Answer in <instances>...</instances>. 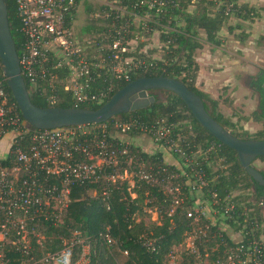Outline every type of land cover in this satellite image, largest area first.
Masks as SVG:
<instances>
[{"label":"built area","instance_id":"2783aa9c","mask_svg":"<svg viewBox=\"0 0 264 264\" xmlns=\"http://www.w3.org/2000/svg\"><path fill=\"white\" fill-rule=\"evenodd\" d=\"M205 1L214 12H221L228 18L237 17L235 14L242 11V4H248V0ZM180 2L140 0L137 6H147L148 10L155 9L160 13L168 4L179 6ZM104 3L122 13L128 11L121 0ZM78 4V0H17L21 31L25 36L19 51L21 74L25 81L27 79L32 84L48 78L50 53L57 51L62 56L58 65L67 63L71 69V77L65 81L66 88L72 90L78 101L102 102L107 92L89 91L94 76L100 73L99 69L106 68L115 78L131 80L130 72L148 68V62L146 58L127 55L128 43L120 35L113 40L106 54L97 57L86 53L73 40L72 31L66 24L68 14ZM129 13L133 20L143 19V15L135 9L129 10ZM144 18L151 19L148 13ZM154 22L158 23V20ZM137 26L148 29L145 23ZM129 28L130 25L125 26L124 31ZM50 76L49 82L56 79ZM51 102L54 103V100ZM113 126L122 133L137 129L156 143L166 145L169 150L182 153L187 164L193 161L185 155L171 134L172 127L165 121L157 126H148L137 120H116ZM215 146L211 145L209 150L215 149ZM127 150L126 142L115 138L107 124L32 129L17 110L16 102L11 101L6 78L0 75V264H96L89 244L78 230L71 232L61 250L47 252L44 222L55 226L63 224L76 187L101 183L100 197L107 200L109 184L119 179L127 181L133 196V189L139 181L160 185L171 196L168 215H173L179 207L186 210L187 217L194 224L188 236L187 250L196 255V263L202 264L208 251L205 248V252H201L197 240L201 236L207 237L211 225H215L211 222L212 217H234L236 203L230 196L220 198L214 190L207 194L204 188L208 186V180L203 170L191 167L190 172L184 170L181 174L168 170L166 166L161 170L142 168L144 162L138 161L136 154ZM120 164H128L132 169L133 182L128 179L127 171L119 170ZM185 188H188V194ZM86 190L94 196L99 194L96 188L88 187ZM152 208L161 219V211ZM218 229L223 230L220 226ZM103 236L109 246L115 243L109 233H103ZM218 236L221 237V233ZM35 242L40 245L39 257ZM76 244L81 245L78 255H75ZM146 244L152 250L157 248L152 240ZM217 248L218 243L212 248V256ZM123 254L127 255L128 250H124ZM168 256L177 259V250H172ZM212 264H264V234L245 241L240 239L236 245L226 248L222 255L213 258Z\"/></svg>","mask_w":264,"mask_h":264},{"label":"trees","instance_id":"16d2710c","mask_svg":"<svg viewBox=\"0 0 264 264\" xmlns=\"http://www.w3.org/2000/svg\"><path fill=\"white\" fill-rule=\"evenodd\" d=\"M112 1V0H111ZM140 0H121V4L128 11L122 13L120 10L113 9L109 4H93L91 0H78V7L73 9L66 18V24L72 31V38L86 53L94 47V56L109 52V46L118 35L128 43L130 48L136 36L134 30L143 31L145 29L137 26L140 23L147 24V30H161L160 39L163 43V55L156 58L146 57L143 53L139 54L138 49L130 50L127 55L146 58L148 68L132 70L131 79L139 76H159L164 74L168 77L181 79L189 88L199 94L205 102V107L211 115L222 125L231 128L233 133L241 138H264V129L255 133H250L243 126L238 127L231 117H227L219 110L218 99L210 96L196 85L199 64L195 59V51L201 48L204 43L197 36L202 30L205 33L207 42L220 45V31L229 20L228 16L221 12H214L205 0H180V5L171 3L165 6V10L158 13L155 9L148 10L147 6L138 7ZM9 9V21L11 31L15 39L18 51H21L25 36L21 31V17L18 12L17 0H7ZM196 5L195 12H186V8L191 4ZM81 5L89 18V23L82 27V32L88 34L90 38L80 37L74 30L73 23L78 16ZM137 10L143 19L134 23L132 14L129 10ZM242 11L235 15L242 19H249L260 15L257 8H253L247 3H243ZM245 11V13L243 12ZM248 12H250L248 14ZM148 13L150 20L144 17ZM252 15V16H251ZM176 17V18H174ZM157 19L158 23L154 20ZM183 19V25L177 22ZM167 24V25H166ZM130 25L129 30L124 31L125 26ZM168 26H176V29H166ZM239 26V25H238ZM231 30L234 26L230 27ZM135 37V38H134ZM89 51V52H88ZM139 54V55H138ZM62 56L57 51L50 53L48 69L50 75L56 77L52 82L50 75L46 79H39L32 84L26 79L32 101L40 106H82L97 108L106 102L111 95L129 80L118 79L111 75L106 68L99 69L90 83L89 91L92 93L107 92L106 98L102 102H81L78 101L72 90L65 86V81L71 77V69L67 63L59 66ZM259 74L260 91L264 102V70ZM0 75L2 68L0 63ZM111 88V89H109ZM6 89L10 94L11 101H15L7 84ZM151 94L155 95V102L149 106L129 112H123L114 116L108 121L101 123L107 124L109 131L112 132V124L118 121L137 120L141 124L148 126L159 125L165 121L172 127L171 134L180 144L185 155L191 157V163L184 161V155L179 152L169 150L166 145H161L167 150L181 167L166 162L165 153L157 150L155 153H148L135 146H129L131 152L136 154L138 161H143L152 166L153 170H161L166 166L168 170L180 173L181 169L190 172L193 170H203L206 173L208 186L204 188L210 195L212 190L218 193L220 198L230 196L236 203V212L232 218L218 220L224 225L230 226L238 232L240 239L247 240L252 237H260L264 234V191L263 187L256 182L243 168L239 162L236 150L220 142L210 131H208L194 117L182 98L175 92L156 88L152 89ZM163 97H160L162 96ZM54 100V103L51 101ZM17 104V103H16ZM17 110L20 109L17 105ZM247 118V117H246ZM262 118V119H261ZM258 121L264 123V108L261 116H257ZM97 125V123H92ZM32 129H35L31 127ZM237 129L239 132L236 131ZM131 136L142 134L139 130L133 129L127 132ZM113 135V133H112ZM216 145L215 149H210L211 145ZM264 160V156L260 157ZM169 160V159H168ZM175 163V162H174ZM218 164L214 170L213 166ZM149 167V169L151 168ZM151 170V169H150ZM264 175V168L260 169ZM182 178V177H181ZM97 189L99 194H88L86 189ZM101 183L86 184L78 186L73 191L72 202L69 206L65 221L61 226H55L46 221L47 237L44 240L47 252L61 250L65 246V241L69 239L71 232L78 230L82 233L86 242L90 246L91 257L96 264H122L119 256L124 255L123 251L128 250L125 255L124 264H165L169 253L177 246L185 242L186 237L193 231L194 224L192 219L187 217L186 210L179 207L173 215H168L170 209L171 196L167 194L160 185L150 184L144 180L139 181L133 189L135 196L128 190L126 180H117L109 184L110 195L107 200L100 197ZM188 194V188H185ZM92 193V192H91ZM151 207H156L161 211V222L147 223L144 220H137L135 213L141 208L142 203ZM189 203H191L189 201ZM218 225H211V231L207 237L201 236L197 240L199 250L205 252L210 248H218L214 251L213 258L222 255L224 250L237 244L240 239L226 231L219 230ZM109 233L115 243L112 246L107 244L103 233ZM221 233V237L218 234ZM216 234V235H215ZM152 240L157 245L156 250H152L146 244ZM37 257L41 255L40 245L35 242ZM75 255L81 251V245H75ZM196 255L190 250L182 253L181 264H190L195 261Z\"/></svg>","mask_w":264,"mask_h":264},{"label":"rangeland","instance_id":"374dc122","mask_svg":"<svg viewBox=\"0 0 264 264\" xmlns=\"http://www.w3.org/2000/svg\"><path fill=\"white\" fill-rule=\"evenodd\" d=\"M107 0H91L94 4L103 3ZM195 1V0H194ZM259 1V0H258ZM84 6L81 5L78 11V16L76 17L73 27L75 32L80 36L85 38H90L89 33L84 34L82 32V27L89 23V18L92 15L87 16L85 10L83 9ZM196 5L193 3L190 7L186 8V12H195ZM84 10V11H83ZM245 13V11H243ZM250 12H248L249 14ZM252 16V15H251ZM176 18V17H174ZM140 19L134 20V23L137 24ZM245 20V21H244ZM249 20V21H247ZM184 20L180 19L177 23L180 25L184 24ZM240 22H244L243 27L245 29L252 30L253 33H256L252 39L248 37L246 42L243 46L236 47L234 41H239L243 37V33L245 31L242 28H233L231 30V26H237L238 24L241 25ZM167 25V24H166ZM176 26H168L166 29H176ZM257 30V31H254ZM197 38L202 41L203 46L198 48L195 51V59L199 63L200 67H205L206 73L204 75V79H202L201 83L196 85L198 88L203 90L204 92L208 93L210 96L217 97L219 101V110L227 116L231 117L234 122H236L238 127L240 126H247L248 129H252L248 132H254L258 121L256 119L257 116H261L262 110L258 103V94L257 92L250 86V82L253 76L256 75L259 70L264 69V12L261 13L260 16L256 17L254 21L251 22V18L249 19H242L239 17L229 18L226 25H224L223 29L220 31V40L221 44L216 45L206 41L204 31L200 30ZM133 35L136 36V40L134 39L131 41L132 45L129 48L130 50L138 49L139 54L143 53L146 57L151 56V58L160 57L163 55L164 51L162 49L163 43L160 39L161 30H143V31H136L134 30ZM135 38V37H134ZM89 52V51H88ZM91 55H94L96 49L94 47L90 49ZM90 54V53H89ZM138 54V55H139ZM200 55L203 58H200ZM230 59L229 61H227ZM209 72V73H208ZM210 74V75H207ZM213 77L210 78V76ZM160 97H163L160 96ZM247 117V118H246ZM118 118H116L117 120ZM262 119V118H261ZM254 128V129H253ZM231 129V128H230ZM241 129H237L236 131L239 132ZM112 133L115 138L118 140H122L126 142L128 146L127 152H131L129 146H135L140 148L143 151L148 153H155L159 150V147H151V143L147 144L144 143L146 146L149 145L148 148L151 147L150 150L143 149L141 144L138 142V136H144L141 134H136L131 136L128 133L120 132L116 127H112ZM137 136V137H136ZM165 153L166 162L169 164H175L178 168L181 167L179 162L175 161L172 157L170 158V154L167 151H163ZM138 158V157H137ZM137 158L135 162H137ZM132 163H133V157ZM130 159V160H131ZM175 162V163H174ZM254 164L257 168L262 169L264 168V160L260 157L254 161ZM151 165L148 163L142 164V168H149ZM152 167V166H151ZM214 170L218 168V164L213 166ZM119 170H125L128 172V179L133 182L132 179V169H130L128 164L123 166H119ZM184 170L181 169V174ZM147 200L142 203L141 208H139L135 216L137 220H144L147 223H158L161 222L157 215V211L155 208L148 206L146 204ZM264 214V208L262 210ZM159 219V220H158ZM218 218L212 217L211 222L213 224L218 225ZM220 226L222 229H226L229 234L236 237V240L240 239L238 232L234 231L230 226L224 225L220 221ZM189 241V237L185 239V242L174 246L173 251L177 250L178 257L177 259H171L169 256L165 264H181L182 261V253L187 250V243ZM119 261L124 264L126 258L125 254L119 256ZM213 256H212V248L210 251L207 252V256L204 257L202 264H212ZM199 264V262H197ZM195 261L190 264H197Z\"/></svg>","mask_w":264,"mask_h":264},{"label":"water","instance_id":"95a60500","mask_svg":"<svg viewBox=\"0 0 264 264\" xmlns=\"http://www.w3.org/2000/svg\"><path fill=\"white\" fill-rule=\"evenodd\" d=\"M0 63L2 74L24 120L36 129L104 123L116 115L145 108L154 103L152 89H168L178 94L194 117L220 142L236 150L245 171L262 187L264 175L254 161L264 156V138H241L218 122L205 107L202 97L181 79L159 76H139L126 82L97 108L82 106H40L30 96L21 74L19 51L13 37L7 0H0Z\"/></svg>","mask_w":264,"mask_h":264},{"label":"crops","instance_id":"0c3cea01","mask_svg":"<svg viewBox=\"0 0 264 264\" xmlns=\"http://www.w3.org/2000/svg\"><path fill=\"white\" fill-rule=\"evenodd\" d=\"M248 5H250L253 8L254 7L257 8L260 15H261L262 12H264V2H262V0H259V1L258 0H248ZM260 15H258V16H260ZM258 16H255V17L251 18V22L254 21L256 19V17H258ZM247 21H249V20H247ZM240 23H241V25L238 24L239 26L237 25L234 28H239V31H242L243 30L245 32L243 33V37L244 38H242L239 41L238 40L237 41H234V44L236 45V47L243 46V44L246 42V39L248 37H250L252 39V37L256 34V33H253L252 30H250V29L242 28L243 27V24L242 23H244V22H240ZM240 27L242 28V30H240ZM254 31H257V30L254 29ZM200 58H203V56L200 55ZM229 60L230 59H228L227 61H229ZM206 70L207 69H205V67H200L199 68L198 75H197V80H196L197 81V85L201 83L202 79H204V75L206 73ZM207 75H210V74H207ZM211 77H213V75H211L210 78ZM214 98H217V97H214ZM253 127H256V128H255L254 132H250V133H255V132L259 131V130H263L264 129V123L263 122H258L257 125H254ZM244 128L246 130H249V131L252 130V129L251 130L248 129L249 127H247V126H245ZM141 135H144V136H140L139 135L138 137L137 136L136 137L138 138V142H139V144H141V146L143 147V149L150 150L151 147L156 146V147H159L160 150H162V151H167L165 148H163V146H160V144L156 143L149 135H146V134H141ZM144 143H147V144L151 143V147L148 148L149 145L146 146Z\"/></svg>","mask_w":264,"mask_h":264},{"label":"flooded vegetation","instance_id":"af4514ba","mask_svg":"<svg viewBox=\"0 0 264 264\" xmlns=\"http://www.w3.org/2000/svg\"><path fill=\"white\" fill-rule=\"evenodd\" d=\"M264 70V69H263ZM259 74H263L262 70H259V72L256 73L255 76H253L251 82H250V86L257 92L258 94V103L261 107V110L264 108V102L262 100V94L260 91V84H259ZM264 86V83L262 84Z\"/></svg>","mask_w":264,"mask_h":264}]
</instances>
